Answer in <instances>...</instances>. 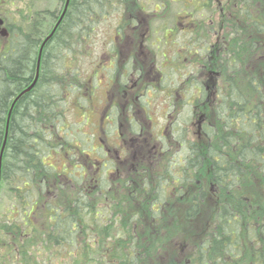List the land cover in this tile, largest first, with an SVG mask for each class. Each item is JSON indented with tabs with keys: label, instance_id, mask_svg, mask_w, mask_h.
I'll list each match as a JSON object with an SVG mask.
<instances>
[{
	"label": "trees",
	"instance_id": "1",
	"mask_svg": "<svg viewBox=\"0 0 264 264\" xmlns=\"http://www.w3.org/2000/svg\"><path fill=\"white\" fill-rule=\"evenodd\" d=\"M241 1L245 8L238 10L239 23L233 22L231 31L224 35L225 40L228 37L226 43L230 38L236 42L235 50L231 45L224 50V57L216 56L210 48V39L204 35L193 37L194 44L205 50L199 56L190 57L197 80L187 88L196 87L199 96L192 101L194 105L189 114L193 120L194 110L200 105L211 110L215 126L204 123L202 127V134L210 142L202 144L188 139L185 126H179L175 119L168 120L165 135L161 133L157 137L165 155L163 161L153 168L151 178L143 177L140 186H134L127 178L110 180L112 175H117L115 160L107 158L108 152L102 145L98 149L102 150V159L94 163L85 149L88 139L73 135L74 139L69 140L71 125L66 115L74 94H81L85 89L77 66L69 63L76 60V55L91 40L97 22L105 14L113 8L121 11L124 3L126 10L133 13L134 1L69 0L62 15L66 0H60L57 11H36L25 26L7 25L6 28L5 24L6 35L0 34V194L4 191L13 203L0 214V253H4L1 254L4 259L23 245L30 248L49 242L64 252L69 263L172 264L171 250L175 248L171 246L175 245L170 237L176 234L178 219L174 217L170 221L167 217L168 222L164 221L166 214L160 208L167 205L171 195L183 197L179 216L185 222L195 219L201 206L190 188L198 172L206 168L208 180L217 189L218 201L213 208L211 229L195 243L186 263L242 264L254 228V222L248 221L252 200L244 195V185L254 177L264 185V19L250 11L249 0ZM125 23L123 20L118 25V36ZM55 26L52 37L41 50L37 73L41 45ZM113 44L112 39L111 58L117 53ZM120 58L117 55L113 62L123 70H130L133 61L129 58V62L120 61ZM179 58L173 55L171 64ZM171 66L174 69L175 64ZM201 66L214 68L219 75L223 70L225 74L217 80L214 97L206 104L208 95L200 82L204 76ZM107 69L110 79L109 66ZM35 78L34 85L24 92ZM80 99L76 97L77 104ZM141 104L147 105L144 101ZM129 126L132 134L140 130L133 120ZM139 140L128 144L136 145ZM145 143L143 140L142 144ZM50 157L63 160V166L57 168L47 163ZM117 189L133 195L145 212L141 216L127 213L118 202L129 203L134 199L123 196L121 200L115 198L117 208L104 222L103 211L109 196L116 197ZM145 195L149 196L148 201ZM155 206L160 208L155 210ZM40 213L47 221L46 230L38 231ZM16 214L21 225L15 220ZM111 226L113 229L109 230ZM34 229L39 237L30 240L27 237ZM190 231L196 232L193 227ZM121 233L126 236L125 240L118 236ZM121 242L125 243L124 250H117ZM109 249L119 253L111 254ZM258 255L254 257L256 264L264 260L259 251Z\"/></svg>",
	"mask_w": 264,
	"mask_h": 264
},
{
	"label": "rangeland",
	"instance_id": "2",
	"mask_svg": "<svg viewBox=\"0 0 264 264\" xmlns=\"http://www.w3.org/2000/svg\"><path fill=\"white\" fill-rule=\"evenodd\" d=\"M133 1L132 8L133 4H135L133 9L138 10L141 7L145 10L147 15H151L155 10L158 11L153 17L152 32L146 38L147 41L142 39L140 33L134 41H129L128 47L126 48V53H132L134 57H128V55L123 52V56L120 58V61H122V59L126 62H129V59L130 61H133L132 68H134V71H137L135 74L132 72L133 69L129 70L130 73L132 72L131 74L134 73L133 79L130 80L139 81V87L141 88L142 86L140 93L144 95L142 96L141 101L145 102L147 100L149 103V106L146 105L144 108L147 110V116L151 118V121H147V118L142 112L135 117L139 120L146 133H144L138 141V144L130 145L128 143L133 142L139 137L132 134L128 130L127 126H125V128L121 126L122 131L125 132L122 134L123 138L121 139V143L117 138L116 129L114 130L113 128H110L107 122L108 120L106 114L108 105L112 101L117 102L118 100L126 98V96L124 97L120 92L112 89L111 86L109 87V71L107 69L109 60L111 59L110 55L112 54V39L117 31L118 25L120 23L122 24L123 20L126 18L124 15V5L121 11L119 8H113V10H110L108 14H105L103 19L97 22L96 29L94 33H92L91 40H88L87 45H85L81 52L76 55V60L69 63L73 66H77L78 77L83 82L85 89L82 90L81 94L78 92L74 94L73 101H71V103L67 106L66 115L68 123L71 125V136L69 137V140L74 139L73 135H77L76 138L78 139H80V137L88 139L89 142L85 146V149L87 152H90V156L93 161L96 159H102L100 157L102 150H98L102 145L105 147V150L110 149L111 153H114V160L115 164L118 166V171L117 175H112L110 180L127 178V181L132 183L134 186H140L143 177L144 179L147 177L151 178L153 168L158 167L157 163L162 162L163 157L154 159L155 156L152 155V153L143 158L141 154H136V157L135 154L132 153V148L139 150L143 149L142 147H146V143L145 145L142 144L144 137H147V141L145 142H147L149 146L153 145L160 147L157 137L162 133L165 125L167 124L166 115L168 113H173V117L170 120L175 119L174 121H177L179 126H185V129L187 128L188 139H193L194 141L196 140L202 144L210 142L202 134V127L204 123H209L213 127L216 123L211 117V110L202 105H200L199 108H196L197 115L193 117V120H191L192 118L189 112L193 109L194 104L192 101L199 96V92L196 87L193 88V86H190L187 88L188 84L197 80L194 78L197 72L193 66L190 67L194 63H191V58L189 56H181L178 61L175 59L174 63L171 64L170 58L173 56H170V52L177 50L179 46L184 47L183 43L180 44V39L176 41L174 45H171V43L176 39L174 35L168 39V41H172L170 43L171 48L166 49L164 46L165 40L162 36L163 32L161 27L165 23H167V25L172 24L173 20L176 22L181 21L180 17L183 15L182 8L185 0ZM217 1L218 3L214 0L211 1L208 6L209 10L202 11V18L204 19L202 20V23L205 19L212 16V19L215 21L217 26L218 23H221L226 17V10L231 7L233 0ZM60 6V0H0V33L5 31V24L6 28L10 25L14 27H18V25L25 26L30 22L32 13L39 10L43 11V13L46 10L57 11ZM116 6L119 7V2L117 1ZM251 7L254 10L255 15L264 19V0H252ZM126 11L129 13L128 10ZM223 12L224 18L222 19L221 16ZM43 19L47 18L43 16ZM121 19H123L122 22ZM170 27H172V25ZM155 30H157V33H155ZM148 39L150 41H148ZM155 39L157 43L154 47L151 45V40ZM231 40L232 39L230 38V42L226 43V41H228L227 37V40L223 38L219 41L217 40L216 42V39L212 36L210 38V43L212 42V46L216 45L219 50V52L216 53L221 57H224L225 49H229L231 45L233 50L237 47L236 42ZM133 46L136 47L135 50H132ZM259 50L262 49L259 48ZM134 51L137 52L135 53ZM163 54H166L167 57H163ZM174 64V69H172L171 65ZM121 69L123 70V68ZM121 69L118 72H120ZM147 73L152 76L151 80H155L156 83L151 81L154 85V92H152V90L146 94V90H144V81L146 80ZM220 73L221 75L218 80L225 75L223 70H220ZM207 84L210 86V83L207 82ZM147 85H149V83L145 84V89ZM178 94H180V97ZM77 96L81 97L78 104L76 103ZM180 105H182L181 108ZM206 117H208L207 120ZM119 123L124 125L125 121L119 120ZM150 129H153V136L150 134L148 136V130ZM167 134L169 136V132H167ZM121 144L124 146H121ZM168 145H170L169 141ZM111 153H108L107 158L111 155ZM131 154L135 157H132ZM117 156H120V158H117ZM46 161L47 163L53 164L57 168H61L64 164L63 160L53 159L51 157L46 159ZM80 163H82V161ZM94 163L96 162L94 161ZM77 172L78 171L75 170L76 175H78ZM92 172L93 169H91V173ZM95 172L98 173L99 169ZM197 177L198 178L196 179L195 184L190 188L191 193H194L200 200L199 203L201 206L200 213L195 217V219L185 222L179 216V209L182 205L181 202L183 197L179 198L176 195H171L167 205L162 208L158 206L154 207L155 210L160 208L162 212L164 211L166 214L163 218L164 221L168 222L167 217L170 218V221L174 217L178 219V228L174 231L176 234H171L170 237V241H173V244L175 245L171 246V248H175L173 251L171 250V254H173L172 262L174 261L176 264H187L186 257L192 253L195 243L211 229L213 208L218 201L217 189L214 183L208 180L206 168L199 171ZM200 190H203L202 196L200 195ZM244 190L246 192L244 195L252 200V209L250 210L248 221L253 220L254 228L252 229V237L251 241H249L247 252H245L244 257L241 259V263L256 264L257 260L254 261V257H259L258 251L261 256L264 257V185L258 177H254L251 181H247L245 183ZM123 194L124 190L117 189L114 194L116 197H113V195L109 196L110 200L107 202V208H105L106 211H103L105 215L104 222L107 221L108 215H110L111 211L114 212L117 208L115 198L121 200L123 196L124 199L130 196L134 199L133 201L131 200V202L128 201L129 203L118 202L119 206L124 207L127 210V213L135 212L140 214L145 212V208L142 207L143 205L141 206L139 201H137L133 195H130L129 192L124 195ZM149 196L152 197L151 192H149ZM149 196L145 195V201H148ZM10 203H13V201L10 199L8 200L5 192L3 191L0 194V209L2 208L0 214L9 207ZM114 215L119 216L116 212ZM15 220H17V224L21 225L18 214H16ZM46 221V216L43 213H40L37 221L39 222V226L36 227L38 231L46 228ZM113 225L115 226L114 221ZM192 227L196 232L193 233L190 231ZM112 229L113 226H111L109 230ZM186 232L192 233L186 234ZM118 236L121 240L126 239V236L122 233ZM36 237L38 238L39 236L34 229L27 238L32 240ZM3 244H6L5 239ZM124 247L125 243L121 242L119 247L116 249L124 250ZM109 251L114 255L119 253L114 252L112 249H109ZM1 254L4 253H0V264H76V262L69 263L70 260L68 259L67 261V259H65L64 252L49 242L38 243L37 245L30 246V248L28 245H23L18 248V252L15 251V253H13L10 257L7 256L5 259L1 256ZM174 262L172 264H174ZM263 262H259V264H264ZM85 263L87 264V262Z\"/></svg>",
	"mask_w": 264,
	"mask_h": 264
},
{
	"label": "flooded vegetation",
	"instance_id": "3",
	"mask_svg": "<svg viewBox=\"0 0 264 264\" xmlns=\"http://www.w3.org/2000/svg\"><path fill=\"white\" fill-rule=\"evenodd\" d=\"M211 1L213 0H185L183 2V15H181L180 19L181 21L176 22L175 20H173L172 24L167 25V23L163 24L162 28V36L164 37V46L166 49L171 48L170 47V43L172 41H168V39L174 35L176 37V39L171 43V45H174L176 41H178L180 39V44L183 43L184 47H178L177 50L175 51H171V55H178V56H189V57H195L196 55L199 56V53H203L204 52V48L199 49V45L194 44L193 40L196 35H204L206 37V39H210L212 36L219 41L220 39L224 38L225 33H228L231 31V26L232 23H239V19H238V10L240 7L245 8V4L243 5L241 0H231L232 4L231 7L228 8L226 10V17H223L224 12L222 13L221 18L223 19L221 23H218V25L216 26L215 21L212 19V16L208 17L207 19H205V21L202 17H203V10H209L208 6L211 3ZM215 2L218 3L217 0H214ZM252 4V0H249V4H247V7L250 9L251 12H254V10L251 7ZM123 5L126 6V4L124 3ZM135 4H133V8H134ZM155 7V5H154ZM215 10V9H214ZM181 11V13H182ZM158 12L157 10H155L151 15H147L145 10L143 8H139L138 10H136L133 13H128L126 11V8L124 10V15H125V19L124 21H126L125 26L123 27L121 33L119 34L120 36L117 35V33L114 35L113 37V42H114V47L117 50V53L115 56H112V58L109 60V70H110V79L109 80V87L111 86L112 89H114L117 92H120L124 97L126 96L125 99L123 100H118L117 102H111L108 107H107V122L108 125H110L114 130L116 129L117 131V138L120 140V142L122 143L121 139L123 138L122 134L125 133L122 131V127L125 128V126L128 127V130L130 131V126H129V121L133 120L135 123L138 124L139 127V132L136 133L135 135L138 136L140 139L141 137L144 135V133H146L144 131L143 126L141 125V123L139 122L138 119H136L135 117L140 113H144L145 117L147 118V121H151V118L149 116H147L148 112L147 110L142 107L141 104V98L142 96H144L142 93H140V90L142 88L139 87V81H135V80H130L133 79V74H136V71H134V68L132 72H134L133 74H129V70H122L121 67L119 65H117V62L114 63V59L117 55H121L123 56V52L126 53V48L128 47V43L130 40L134 41V39H136L139 34L141 33V37L142 39L145 41H147V37L149 36V34H151L152 32V22H153V17L155 15V13ZM130 21V23H129ZM1 24V23H0ZM172 25V27H170ZM5 26V25H4ZM155 33H157V30H155ZM1 34H3L4 36L6 35L5 31H2ZM177 35V36H176ZM150 39V38H149ZM148 39V41H150ZM167 40V41H166ZM210 41V40H209ZM156 39L155 40H151V45L152 46H156ZM214 53V55H218L217 53L219 52L218 48L215 46H211L210 47ZM136 47L133 46L132 50H135ZM216 51H215V50ZM135 53L137 51H134ZM217 52V53H216ZM141 53V52H140ZM139 53V54H140ZM126 55H128V57H134L132 53H126ZM163 57H167L166 54H163ZM116 61V59H115ZM192 63V62H191ZM190 63V64H191ZM189 64V65H190ZM194 65H191L190 67H192ZM199 67V66H198ZM121 69L120 72H117V70L119 71ZM200 69L203 72L202 79L200 80L201 83L204 84L205 86V90L207 91V98L205 99V104L209 102V99L211 97H213L214 95V88L215 85L217 83L218 78L220 77L219 72L216 69H212V68H208L206 69L205 66H201ZM136 76V75H135ZM137 77V76H136ZM152 76H150L148 73L146 74V80L144 81V90H146V94L149 91L154 92V85L151 83V78ZM160 81V80H158ZM153 83H156L155 80L152 81ZM208 83H210V86H208ZM149 83V85H147L146 89H145V84ZM151 83V84H150ZM142 85V83H141ZM152 89V90H151ZM145 94V93H144ZM146 104L149 106L148 101H145ZM182 105H180L181 108ZM195 111V116L197 115V109L194 110ZM173 117V113H168L166 115L167 121L170 120ZM119 120H123L125 121V124L122 125L121 123H119ZM116 124L117 127H113V124ZM168 123L165 125L162 133H166L167 129H168ZM122 126V127H121ZM153 129L148 130V136L149 134L151 136H153L152 133ZM127 132V131H126ZM131 140V139H130ZM145 141H147V137H144ZM121 146H124L123 144H121ZM143 149H139V150H135L132 148V153L135 154H141L142 158L143 157H147L150 153H152V155H154V159H157L158 157H163L165 156L162 153V147H157V146H153V145H146V147H142ZM160 148V150H159ZM173 148H170L169 150L172 151ZM106 151L110 154L111 150L110 149H106ZM125 151V148H124ZM123 151V152H124ZM161 151V152H160ZM126 154V153H125ZM133 154H131L132 157H135ZM114 153H111L110 156H108V159L111 161H114ZM117 158H120V156H117ZM253 221V220H252ZM251 221V222H252ZM252 243V242H251ZM249 244V241H248Z\"/></svg>",
	"mask_w": 264,
	"mask_h": 264
},
{
	"label": "water",
	"instance_id": "4",
	"mask_svg": "<svg viewBox=\"0 0 264 264\" xmlns=\"http://www.w3.org/2000/svg\"><path fill=\"white\" fill-rule=\"evenodd\" d=\"M68 2H69V0H66L65 7H64V10H63L62 15L64 14V12H65V10H66V8H67ZM62 15H61V17H62ZM57 25H58V24H57ZM57 25H56V26H57ZM56 26L53 28V30L51 31V33L45 38V40L43 41V43H42V45H41V49H40V51H39V55H38V59H37V67H36V71H37V73H38V70H39V64H40V53H41V50H42L43 46L46 44V42L52 37L54 31L56 30ZM37 73H36V75H37ZM36 78H37V76H36ZM36 78H35V80L33 81L32 85H31L30 87H28V88L26 89V91H24V92H27V91L30 90V88L34 85V83H35V81H36ZM24 92H23V93H24ZM23 93H21L18 97H20ZM18 97H17V98H18ZM0 167H1V156H0Z\"/></svg>",
	"mask_w": 264,
	"mask_h": 264
}]
</instances>
